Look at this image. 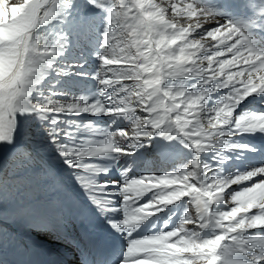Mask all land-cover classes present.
Instances as JSON below:
<instances>
[{
    "label": "snow or ice",
    "instance_id": "6c2138e0",
    "mask_svg": "<svg viewBox=\"0 0 264 264\" xmlns=\"http://www.w3.org/2000/svg\"><path fill=\"white\" fill-rule=\"evenodd\" d=\"M69 76L94 86L70 93ZM250 98L260 108L237 115ZM25 121L125 238L116 264H264V161L232 167L264 155L239 142L264 138V0H0V199L5 151L20 181L37 163L18 144ZM153 140L183 161L104 179L101 162ZM29 226L57 227L42 214Z\"/></svg>",
    "mask_w": 264,
    "mask_h": 264
},
{
    "label": "rangeland",
    "instance_id": "374dc122",
    "mask_svg": "<svg viewBox=\"0 0 264 264\" xmlns=\"http://www.w3.org/2000/svg\"><path fill=\"white\" fill-rule=\"evenodd\" d=\"M11 2L13 4H17L20 3L21 0H11ZM210 2H214V0H210ZM79 56V50H75L73 53L69 54L68 62H80ZM94 64V57L89 56L88 64L85 67L91 68L94 66ZM73 71L80 70L73 69ZM78 84H91L94 86V82L84 81L81 77L75 76L65 77L61 86L64 88V90L79 95L81 94L82 89L77 86ZM250 99V101H252V98ZM256 105H258L260 108L259 104ZM253 106L254 105L249 106L250 109L252 108L251 110H244L245 107L240 110L237 109V115L258 109ZM25 133H27V139H25ZM20 134L22 135H19L21 137L20 141L22 140L25 144V146L21 147L31 151L37 163L36 166L27 173L26 178L23 181H20L16 175L9 172L7 166L9 154L7 151L4 153L5 168L3 170V176L5 181V189L3 198L0 199V221L5 223L8 227L7 229L0 228V264H3L2 262L9 255L8 252L11 248H14L15 251L19 250L17 251L19 254L27 256V253H25V251H29L27 248L35 249V245L47 243L48 245L54 247V251L57 253L62 254L65 252L62 245H64L63 238L68 228L70 217L65 215L64 209L57 212L55 209V202L52 203V200L58 196L57 194L53 195V193H59V191H61V184L66 185L69 189L71 188L74 190L76 194L82 198L83 202L87 204L91 210L95 211L94 207L84 195L83 190L75 182L71 171L57 157L54 150L48 146L47 141L43 138L42 131H39V126L29 121H25L23 130L20 132ZM248 138H239V142L255 144L258 147H261L259 144L264 146V138H261L259 135ZM253 141L259 144L254 143ZM166 143V141L161 140H153L148 142V147L140 149V153H142L141 157L122 158L120 161L123 163L122 167L131 168L132 171L130 175H143L146 172L162 174L167 171H172L178 163L183 161L186 152L185 150L177 147L173 156L170 158H164L162 156L160 146H163ZM261 161H264V155L246 153L240 160H234L232 162V167L243 170L246 167L252 166ZM101 165L109 167L111 166V162L103 161L101 162ZM231 170L232 169H229V171ZM110 176L111 179L115 178L113 172L111 173L109 171V177ZM106 178L107 177L104 179ZM97 179L101 178L97 177ZM239 187L241 186H233V188ZM71 206L72 201H67L64 207H67L68 211L71 212ZM32 214H42L51 223L57 225L56 229L52 231L31 229L29 223ZM101 218L104 220L103 217ZM166 219V215L162 213L159 223L165 222ZM104 222L108 226L105 220ZM101 231L103 235L101 247L97 245V241L94 238H91V241L95 244L93 255L95 259L97 258V253H99L104 255V258H102L103 260H107L110 256L117 254L116 252H119L122 244L119 248L113 247L112 240L110 239L107 231L102 229ZM60 246L62 247L61 249Z\"/></svg>",
    "mask_w": 264,
    "mask_h": 264
},
{
    "label": "bare ground",
    "instance_id": "6f19581e",
    "mask_svg": "<svg viewBox=\"0 0 264 264\" xmlns=\"http://www.w3.org/2000/svg\"><path fill=\"white\" fill-rule=\"evenodd\" d=\"M251 100V99H250ZM249 100V102H251V104H253V105H256V104H258V103H256V101L254 100V99H252V101H250ZM22 136V135H21ZM18 140H19V138H18ZM29 140V139H28ZM18 144L19 145H21V146H25V144H24V142L21 140H19L18 141ZM154 148V147H153ZM158 149V148H157ZM158 153V152H157ZM95 222H96V224H98L100 227H101V229L102 230H104V231H107V233H108V235H109V237H110V239L112 240V246L113 247H120L121 246V244H122V242H123V239H122V236L120 235V234H118V233H112L109 229H105L104 227H102V223H101V221L98 219V218H96L95 217ZM50 235V234H49ZM10 236V235H9ZM56 245V244H55ZM62 247L60 246V249H61ZM44 252H45V254H47V253H49V254H47V256L48 257H51L52 256V253H54V249H52V248H50V247H46L45 249H42ZM57 250V249H56ZM116 253H118V252H116ZM69 255H71V253H68ZM4 255V254H3ZM48 260H49V262H50V259L48 258Z\"/></svg>",
    "mask_w": 264,
    "mask_h": 264
}]
</instances>
